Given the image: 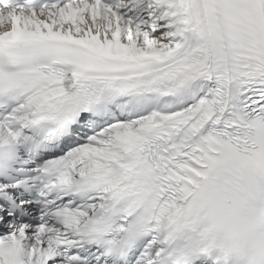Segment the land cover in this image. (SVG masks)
<instances>
[{
  "label": "snow or ice",
  "instance_id": "snow-or-ice-1",
  "mask_svg": "<svg viewBox=\"0 0 264 264\" xmlns=\"http://www.w3.org/2000/svg\"><path fill=\"white\" fill-rule=\"evenodd\" d=\"M209 211L264 216V0H0V264H231Z\"/></svg>",
  "mask_w": 264,
  "mask_h": 264
},
{
  "label": "clouds",
  "instance_id": "clouds-1",
  "mask_svg": "<svg viewBox=\"0 0 264 264\" xmlns=\"http://www.w3.org/2000/svg\"><path fill=\"white\" fill-rule=\"evenodd\" d=\"M201 227L209 233V243L231 264H264V216L227 217L209 211Z\"/></svg>",
  "mask_w": 264,
  "mask_h": 264
}]
</instances>
